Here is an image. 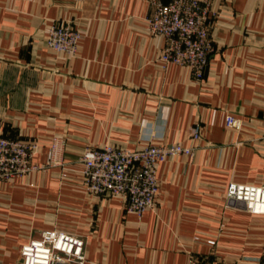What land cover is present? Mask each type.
Segmentation results:
<instances>
[{
  "label": "crops",
  "instance_id": "1",
  "mask_svg": "<svg viewBox=\"0 0 264 264\" xmlns=\"http://www.w3.org/2000/svg\"><path fill=\"white\" fill-rule=\"evenodd\" d=\"M209 2L212 53L196 81L162 67L148 0H0V137L34 143L39 165L57 146L63 165L0 181V264L53 229L83 239L82 264H187L213 249L223 264H264V215L225 197L229 182L264 185V0ZM64 22L79 34L73 55L46 44ZM147 140L195 147L158 165L153 209L138 218L85 192V148Z\"/></svg>",
  "mask_w": 264,
  "mask_h": 264
},
{
  "label": "built area",
  "instance_id": "2",
  "mask_svg": "<svg viewBox=\"0 0 264 264\" xmlns=\"http://www.w3.org/2000/svg\"><path fill=\"white\" fill-rule=\"evenodd\" d=\"M152 12L146 18V29L160 36L164 43L159 56L162 67L168 64L185 66L193 78L200 81L212 53L208 28L211 23L209 0H148ZM79 34L68 22L53 23L47 33L46 44L55 54L73 55ZM225 126L240 130L241 122L226 115ZM200 137L196 124L191 139ZM35 144L19 139L0 137V181L7 182L26 174L61 165L55 160L59 147L53 146L46 162L32 161ZM195 147L173 143L156 145L149 140L134 149L119 148L105 143L98 148H85L79 157L80 176L89 195L115 197L122 201L126 213L138 218L153 209L159 190L156 178L158 165L173 157L192 160ZM225 197L240 203L249 213L264 215V185L229 182ZM214 247V241H207ZM84 241L81 237L55 229L43 230L37 239L21 246V264H82L85 261ZM187 264H223L215 251L207 255L191 256Z\"/></svg>",
  "mask_w": 264,
  "mask_h": 264
},
{
  "label": "rangeland",
  "instance_id": "3",
  "mask_svg": "<svg viewBox=\"0 0 264 264\" xmlns=\"http://www.w3.org/2000/svg\"><path fill=\"white\" fill-rule=\"evenodd\" d=\"M209 9H210V11H211V15H210V17H212L211 18V23H210V26H209V28H208V33H209V40H210V42H211V46H212V40H211V37H210V29H211V26H212V23L214 22V19L217 17V15H216V12H214L213 10H212V8H211V3L209 2ZM158 36V35H157ZM56 167H63V165H62V163H61V165H54V166H50L48 169H51V168H56ZM43 170H46V169H43ZM31 240H33V239H31ZM20 251V250H19ZM19 261H20V264H21V258H20V255H19Z\"/></svg>",
  "mask_w": 264,
  "mask_h": 264
},
{
  "label": "water",
  "instance_id": "4",
  "mask_svg": "<svg viewBox=\"0 0 264 264\" xmlns=\"http://www.w3.org/2000/svg\"><path fill=\"white\" fill-rule=\"evenodd\" d=\"M233 205H236V206H240L242 207V205L240 203H234L233 201H230Z\"/></svg>",
  "mask_w": 264,
  "mask_h": 264
}]
</instances>
